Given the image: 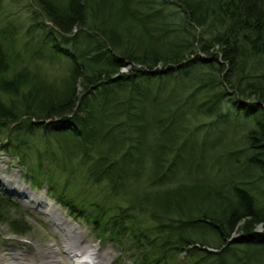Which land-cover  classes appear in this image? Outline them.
<instances>
[{"label":"trees","instance_id":"obj_1","mask_svg":"<svg viewBox=\"0 0 264 264\" xmlns=\"http://www.w3.org/2000/svg\"><path fill=\"white\" fill-rule=\"evenodd\" d=\"M31 2L0 149L121 264H264V0Z\"/></svg>","mask_w":264,"mask_h":264},{"label":"rangeland","instance_id":"obj_2","mask_svg":"<svg viewBox=\"0 0 264 264\" xmlns=\"http://www.w3.org/2000/svg\"><path fill=\"white\" fill-rule=\"evenodd\" d=\"M31 15L35 17L37 15L36 20H42L43 18L31 0H0V23L4 17L17 23H23ZM74 32H76L75 29ZM54 65L58 66L59 63ZM122 69V71H125L124 69L127 68ZM0 167V190L11 198L19 208H10V212L6 214L8 219L0 218V259L4 257V260H0V264H18L9 255V252L21 253L28 261L26 264H37L41 251L47 247L54 250L56 264H66L65 262L69 258L64 253L62 243L65 230H72L79 234L86 247L99 251L104 259V264H121L124 262L123 260H117L119 254L111 244L96 241L94 235L82 220L73 219L64 208L50 198L45 186L33 185L26 172L18 167L17 161L1 149ZM11 174L16 177L17 182L11 180ZM9 179L11 181H8ZM11 186L12 190H10ZM14 186L24 189L25 195L18 193ZM20 218H22V224L26 231V234L23 235L12 233L9 226V221L13 219L20 221ZM56 219L65 221L61 228L55 224ZM263 229V227L257 228L258 231ZM69 260L70 262L74 261L72 256Z\"/></svg>","mask_w":264,"mask_h":264},{"label":"bare ground","instance_id":"obj_3","mask_svg":"<svg viewBox=\"0 0 264 264\" xmlns=\"http://www.w3.org/2000/svg\"><path fill=\"white\" fill-rule=\"evenodd\" d=\"M10 178L13 182H17L16 177L13 174L10 175ZM11 180L9 179L8 181ZM14 189L17 190V192L20 193L21 195H25L24 189L18 187L16 188V186H14ZM10 190H12V186ZM64 222L65 221H63L62 219L61 220L56 219L55 224H57V226H60L61 228ZM259 227L261 226H258L257 228ZM62 243L64 247V253L68 255L69 259H71L72 256L74 260L73 262H70V260L68 259L67 262H65L66 264H104L103 261L104 259L101 253L99 251L86 247L83 244L79 234L75 233L72 230H65V233L63 234V238H62ZM70 254L71 256H69ZM9 255L13 259H15L18 264H26V262L28 263L27 259L24 258L21 253L9 252ZM0 260L1 261L4 260V257L1 258ZM56 263L57 260L55 259V252L52 248L47 247L41 251L40 259L38 260L37 264H56Z\"/></svg>","mask_w":264,"mask_h":264}]
</instances>
